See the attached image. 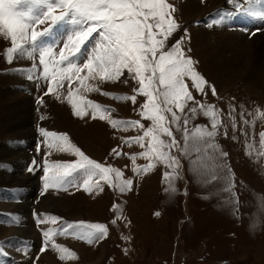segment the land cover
I'll use <instances>...</instances> for the list:
<instances>
[{
	"label": "rangeland",
	"instance_id": "1",
	"mask_svg": "<svg viewBox=\"0 0 264 264\" xmlns=\"http://www.w3.org/2000/svg\"><path fill=\"white\" fill-rule=\"evenodd\" d=\"M212 1H201L205 5L199 3L201 7H198L197 12H202ZM168 2L175 6L173 15L180 25L169 40V47L183 38L185 55L192 58L195 69L216 89V96L207 89V95L202 96L187 81L195 100L222 110V126L215 143L228 154L226 158H221V162L226 161V167L214 168V161L210 158L213 150L207 149L205 152L202 147L199 153L193 151L189 157L180 156L179 178L171 182L175 192L168 190L170 182L163 176L164 172L171 170L162 164L146 174L137 175L132 170L134 165L128 156L115 157L109 153L113 148L129 154L144 151L139 145H125L122 139L142 132L134 128L126 131L114 129L107 120H93L90 115L84 119L74 116L71 105L63 98L67 94V86L60 90L61 100H57L53 94L45 96L47 84L43 79L37 83L16 71L30 68L38 60L20 58L14 59L11 64L7 63L6 49L11 45L0 36V147L10 149L15 142L24 141L16 133L25 129L34 131L25 148V156L6 157L0 154V248L6 253L0 255V264H33L41 248L40 229L57 226L37 225L36 213L55 215L62 218L63 222L103 223L109 229L107 239L91 245L71 236H57L56 242L74 251L78 258L60 261L58 254L49 249L36 264H264V146L260 143L259 135L264 132V117L260 116L264 112V48L259 53L249 45L255 34L264 32L261 31L264 25L250 20L253 23L251 28L255 24L261 27L255 26V31H250V41H242V45L235 47L229 46V67L222 69L221 78L217 76L214 79L211 75L209 78L206 70L208 63L198 53L199 44L194 43L193 27L202 22L209 27L213 20H207L206 15L202 20L201 13L195 11L185 16L180 10L184 0ZM49 23L37 25L36 30H43ZM233 28L231 31H235ZM251 28H247L244 35ZM64 29L66 31L60 32L55 28L50 38L57 45L66 40L69 34V29ZM213 36L210 34V39ZM98 39L96 37L87 43L81 53V63ZM258 40L257 43L260 42ZM213 54L209 53V56ZM260 64L261 69L257 70ZM13 73L19 76L13 77ZM122 79H127L128 83H100L98 80L90 83L97 84L102 92L134 94L133 88L138 87L136 82L127 74ZM15 81L22 85H14ZM11 89L20 95L27 93L24 111L14 105L16 96L8 94ZM81 93L89 100L114 109L111 112L113 119L141 120L146 127L151 124L141 119L139 106H133L131 101H117L100 92L84 93L81 90ZM41 99L42 104L39 102ZM145 99L138 97L140 103L145 102ZM188 106L192 107V102ZM198 125L210 129L209 118L198 114L190 120L188 127L193 129ZM41 128L67 133L71 142L89 158L121 169L124 179L133 180V190L121 194L118 189L105 185L103 192L97 190L89 194L83 187L75 186L83 183L84 177L78 176L74 184L66 186V191L50 187L41 195L44 172L42 167L34 172L28 171L33 160L42 165L45 159L49 162H72L78 159L71 153L55 149L46 156L50 150L40 134ZM224 132H227V138ZM173 133L182 146V132H177L173 127ZM173 152L179 155L175 150ZM215 154L218 155V152ZM198 156L200 159L193 165L192 161L197 160ZM135 163L144 166L149 161L138 158ZM213 175L218 178L213 179ZM11 178H21L31 183L33 189L29 191L24 186H17ZM230 184H234V187L228 190ZM114 204L117 205L115 209ZM21 205L26 206L25 215L28 218L17 216ZM114 219L115 225L111 223ZM27 227L33 229V237L26 232ZM26 246L30 250L28 256L23 251H17Z\"/></svg>",
	"mask_w": 264,
	"mask_h": 264
},
{
	"label": "snow or ice",
	"instance_id": "2",
	"mask_svg": "<svg viewBox=\"0 0 264 264\" xmlns=\"http://www.w3.org/2000/svg\"><path fill=\"white\" fill-rule=\"evenodd\" d=\"M226 2L232 7L218 10L210 27L226 25L237 17H247L254 23L264 25V0ZM254 4L262 7L256 9ZM22 5L27 7L22 8ZM175 11V6L168 0H0V36L11 45L6 49V62L11 64L14 59L20 58L38 60L30 68L16 71L37 83L43 79L47 84L44 95L53 94L57 100L62 98L60 90L67 86V94L63 98L71 105L74 116L84 119L90 115L93 120H107L114 129L126 131L134 128L142 132L122 139L125 145H139L144 151L129 154L113 148L109 155L128 156L134 165L132 170L137 175L150 172L158 164L164 165L171 170L163 173L164 178L170 182V192L176 191L171 182L179 178L180 156L189 157L193 151L199 153L202 147L205 152L212 149L213 155L210 158L214 161V168L224 169L226 161L221 162V158L228 155L215 143V137L222 126V110L215 105L195 100L187 81L202 96L207 95L206 89L216 96L215 87L195 69L192 58L185 55L183 38L169 47L170 38L180 27L173 15ZM49 21L48 27L36 30L37 25ZM61 25L69 26V34L66 40L57 45L50 38L54 29ZM261 31H264V27ZM96 37L99 39L95 46L81 63L80 57L85 46ZM126 74L138 85L133 88L132 95L102 92L97 84L90 83L97 80L100 83H128L127 79H122ZM81 90L84 93L100 92L117 101H131L133 106H139L141 119L150 121V126L146 127L141 120L113 119L111 112L114 109L87 99ZM141 96L146 98L143 103L138 100ZM39 102L42 104L43 100ZM189 102H192V107L188 106ZM198 114L209 118L210 129L205 125L189 129L190 120ZM260 116L264 117V112ZM173 127L183 134L182 146L173 133ZM40 134L50 150L46 156L51 155V150L55 149L78 158L72 162H49L45 159L42 165L33 160L28 171L34 172L42 167L44 172L41 195L50 187L66 191V186L74 184L78 176L84 177L83 183L75 186L83 187L89 194L97 190L103 192L105 185L118 189L121 194L133 190V180L124 179L121 169L89 158L71 142L67 133L41 128ZM259 135L260 143L264 146V132ZM224 136L227 138V132H224ZM173 150L179 155H174ZM217 152L218 155L215 154ZM138 158L148 160L149 163L137 166L135 162ZM199 159L198 156L197 160L192 161L193 165ZM194 170L199 171L198 168ZM212 178L218 177L213 175ZM232 187L234 184H230L228 190ZM113 208H117V205L114 204ZM35 219L37 225L57 226L40 229L41 248L33 264L49 249L58 254L60 261L78 258L74 251L56 242L57 236H71L89 245L98 244L109 236V229L103 223L63 222L60 217L42 213H36ZM111 223L115 225L116 220ZM17 251H23L28 256L30 250L26 246ZM5 254L0 248V255Z\"/></svg>",
	"mask_w": 264,
	"mask_h": 264
},
{
	"label": "bare ground",
	"instance_id": "3",
	"mask_svg": "<svg viewBox=\"0 0 264 264\" xmlns=\"http://www.w3.org/2000/svg\"><path fill=\"white\" fill-rule=\"evenodd\" d=\"M201 1L202 0H184V2L181 3V5H180V10L182 11V13L185 16H187V14H189V12H191V11L192 12L193 11L197 12L198 7L200 6L199 3L201 4V6L205 5V3H202ZM207 1H211V0H205V2H207ZM209 4H210V6H208V7L206 6L207 8H205L204 10H202V8H201L202 12L200 11V13H201V15H200L201 17L200 18L202 20H204V16L205 15H206V19L207 20H213V17L215 16L214 13H216L218 10L230 9L232 7L231 5H228L226 0H213ZM244 6L247 7V4H245ZM253 7H255L256 9H260L262 6L259 5V4H254ZM200 13H198V14H200ZM196 16H197V14H196ZM252 24L250 22V19H248L247 17H237L233 21L228 23L229 26L228 25H223V26H215V27H210L209 26V27H207L208 25H204V23L202 22L199 25H195L193 27L194 28V30H193V32H194V37H193L194 38V43H198L199 44L200 48L198 49L199 50L198 53L200 54L201 58L204 59V61L206 63H208V65L206 64V70H208L209 76L211 75L214 79L217 76L221 78L220 72L222 71V69H224V68L226 69V68L229 67L230 58H227V53H228L227 50H229V46L235 47L236 45H242V41H244L245 43L250 41L251 39L248 37L250 31L252 29L254 30L255 26H260L261 27V25L255 24L254 27L251 28L253 26ZM239 26H240V28H239ZM64 27L69 29V27L67 25H61V26L57 27V30H60V32H61V31L65 30ZM232 28L235 29V31H231ZM247 28H251V29H249V31L246 33V35H247V37H246V35H244V34H245V31L247 30ZM240 29H241V31H238ZM210 34L214 35L212 39H210V37H209ZM257 39H259L258 41H260V42L257 43ZM263 39H264V32L262 34L260 32H258L257 34H255L253 36L252 41L249 42L250 43L249 45L253 46V50L255 52H259L260 53L261 49L264 48V40ZM209 53H212V54L215 53V54L209 56ZM259 69H261V64L258 66L257 70H259ZM257 73H259V72L257 71ZM18 76H19V74L13 73V77H18ZM211 76L209 78H211ZM257 83H256V85H257ZM16 84L22 85L21 82L15 81L14 85H16ZM9 93H10V95L16 96L14 105L17 106V108H23V111H24V107L23 106H24V100L27 97V93L24 94V95L23 94L20 95V93H18L17 91H15L13 89H11L8 92V94ZM20 112H22V111H20ZM28 113H30L29 110H28ZM20 114L24 115L25 113H20ZM32 131L30 129H27V130L25 129V131H20L19 133H16L17 137L19 136L20 139L22 138L24 141L21 142L19 140L21 143L15 142V144L10 148L11 150L8 149V148H3V146L0 147V154L2 156H6V157H10V156L14 155V156H16V157L18 156L20 158V156H25L26 155L25 148L30 143L29 140L33 136V133H34V131H33V133H32ZM13 161H15V160H13ZM11 181L15 185L17 184V186H24V189H26V190L28 189L30 191L31 189H33V185L31 183L24 182L21 178H11ZM23 192H24V190H23ZM25 211H26V206L25 205H23V206L21 205L19 210L17 211V213L19 214L17 216L27 217V215H25ZM26 223L24 222L23 224H26ZM29 227L25 228V230H26V232L28 233V235L30 237H33L34 231H33V229H30Z\"/></svg>",
	"mask_w": 264,
	"mask_h": 264
}]
</instances>
